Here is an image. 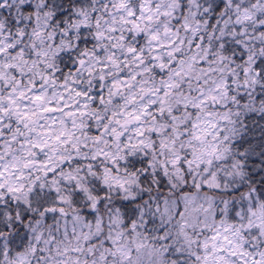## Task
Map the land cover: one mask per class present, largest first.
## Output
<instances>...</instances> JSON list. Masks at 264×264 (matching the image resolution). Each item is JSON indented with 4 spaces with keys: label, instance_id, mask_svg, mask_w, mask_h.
<instances>
[{
    "label": "clouds",
    "instance_id": "clouds-1",
    "mask_svg": "<svg viewBox=\"0 0 264 264\" xmlns=\"http://www.w3.org/2000/svg\"><path fill=\"white\" fill-rule=\"evenodd\" d=\"M152 4L0 0V264H264V0Z\"/></svg>",
    "mask_w": 264,
    "mask_h": 264
},
{
    "label": "trees",
    "instance_id": "trees-1",
    "mask_svg": "<svg viewBox=\"0 0 264 264\" xmlns=\"http://www.w3.org/2000/svg\"><path fill=\"white\" fill-rule=\"evenodd\" d=\"M75 2H77V3H80V1L79 0H75ZM101 2H103V0H101ZM128 4H130V6H132L133 7V10H134V16H133V18L129 21L130 23L135 19V21L137 22V21H139V23H140V19L138 18V17H140L141 16V14H140V9L139 8H137L136 7V4H137V0H130V3H128ZM80 5V4H79ZM81 6V5H80ZM242 7L244 6V5H241ZM82 7V6H81ZM83 8V7H82ZM24 12H31V11H26V10H24ZM102 15H107L106 13H102ZM145 15V14H144ZM95 16H96V13H95V11L94 12H92L91 13V17L92 18H95ZM69 18V22L71 21L70 19H71V17H68ZM138 19V20H137ZM57 20H59V24H58V27H64V24H65V21H64V19H63V13H58V15L57 16H55V17H53V19L51 20V22H49V25L51 26L52 24H55L56 22H57ZM28 24H29V26H33L32 25V19L30 18L29 19V21H28ZM145 24H147V19H145ZM128 28V27H127ZM26 31H27V29H25V35H24V39H23V41H26ZM47 31H48V29H46V33H47ZM92 31V29L91 28H88V32H91ZM237 31H239V28H237ZM117 33H119V32H117ZM121 33V35H123V33L122 32H120ZM63 34L62 33H58V36H62ZM132 35H133V33L132 32H128V35H127V37H125V39H130L131 37H132ZM114 36V35H113ZM143 33L142 34H137V39L138 40H140L141 42H142V39H143ZM85 38H86V36H85ZM23 41H21L20 43L22 44V42ZM52 42H54V43H56L57 42V36H54L53 37V40H52ZM90 43H93V44H95L97 41H95V39L93 38L92 40H90L89 41ZM25 43V42H24ZM105 43H108V41H105ZM26 45V44H25ZM16 46V45H15ZM87 46V45H86ZM138 46V45H137ZM27 47V46H26ZM34 47L36 48V49H39L40 47H41V45H40V43H35L34 44ZM29 49H31V48H28L27 47V51H29ZM19 50V48L17 49V51ZM15 51L16 50H13L11 53H15ZM113 51H115V49H113ZM103 52V49H101L97 54L99 55V54H101ZM31 54H32V49H31ZM26 59H27V57H25ZM32 58V57H31ZM121 75H123V73H121ZM257 99H259V96L257 97ZM230 216H231V214H230ZM217 218H219V215L217 216ZM231 218H235V217H231Z\"/></svg>",
    "mask_w": 264,
    "mask_h": 264
},
{
    "label": "rangeland",
    "instance_id": "rangeland-1",
    "mask_svg": "<svg viewBox=\"0 0 264 264\" xmlns=\"http://www.w3.org/2000/svg\"><path fill=\"white\" fill-rule=\"evenodd\" d=\"M80 1V3H77V4H80L82 7H88V6H90L91 5V0H79ZM155 2H156V0H153V4L151 5L152 7H154L155 6ZM128 3H130V0H128ZM109 6H111V5H109ZM130 7H132V6H130ZM133 8V7H132ZM24 10H26V11H32L33 10V5L31 4V3H29V4H25L24 6H23V11ZM69 11H71V9H69ZM96 13V12H95ZM78 18V17H77ZM68 20H69V18H68ZM71 20V19H70ZM149 20H147V23H149L148 22ZM49 22H51V21H49ZM124 24H126L125 22H124ZM134 25H139V23H135ZM80 32L82 33V34H85V33H87L88 32V29H85V28H81L80 29ZM45 34H47L46 33V29H45ZM138 34H142V32L141 33H138ZM111 35H114V36H116V35H118V33L117 32H112L111 33ZM121 35V34H120ZM143 37V36H142ZM23 39H24V36L23 37H21V41H23ZM31 39V37L27 34V31H26V41L27 40H30ZM9 43L11 42L10 40L8 41ZM25 41H23L22 42V44L20 43V45H19V47L21 48V49H19V51H23V52H25L27 55H26V57H27V59H31V57H32V54H31V49H29V51H27V47H26V45H25V43H24ZM48 43H49V41H47V40H44L43 41V46H47L48 45ZM52 44H53V46H55V43L54 42H52ZM18 45V44H17ZM41 45V44H40ZM42 46V45H41ZM16 48V46H14V49ZM41 48V47H40ZM17 49H18V47H17ZM101 50V49H100ZM17 51V50H16ZM15 51V52H16ZM14 71V70H13ZM231 214V213H230ZM229 214V215H230ZM220 215H222V213L220 214ZM245 235H247V233H245ZM245 247H247V244L245 245Z\"/></svg>",
    "mask_w": 264,
    "mask_h": 264
}]
</instances>
